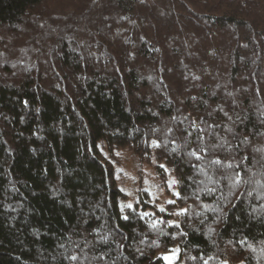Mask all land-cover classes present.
<instances>
[{
    "label": "trees",
    "instance_id": "1",
    "mask_svg": "<svg viewBox=\"0 0 264 264\" xmlns=\"http://www.w3.org/2000/svg\"><path fill=\"white\" fill-rule=\"evenodd\" d=\"M165 256L264 264V0H0V264Z\"/></svg>",
    "mask_w": 264,
    "mask_h": 264
},
{
    "label": "rangeland",
    "instance_id": "2",
    "mask_svg": "<svg viewBox=\"0 0 264 264\" xmlns=\"http://www.w3.org/2000/svg\"><path fill=\"white\" fill-rule=\"evenodd\" d=\"M118 156V161L121 163L118 165V171L121 177H123V188L127 194L126 202L130 203L132 201L139 182L145 183L151 190L158 189L154 195L158 204L162 200L171 198V195L176 192L173 176L168 169L165 170L163 177L159 174V171L158 173L156 172L152 164L153 160H150L152 163L142 162L140 168H137L133 157H131L128 151L118 150Z\"/></svg>",
    "mask_w": 264,
    "mask_h": 264
},
{
    "label": "snow or ice",
    "instance_id": "3",
    "mask_svg": "<svg viewBox=\"0 0 264 264\" xmlns=\"http://www.w3.org/2000/svg\"><path fill=\"white\" fill-rule=\"evenodd\" d=\"M225 115H227V113H225ZM193 127H198L197 125H195V123H193V125H192ZM169 131H171V129H169ZM229 131H231V129H229ZM198 139H202V137H198ZM246 139V138H245ZM221 140H222V142L223 143H227V141H225L223 138H221ZM153 144H157V141H153L152 142ZM213 147H216V146H213ZM201 151H203V149H201ZM189 156H196L198 159L200 158V155H199V153L197 152V151H191V152H188L187 153ZM211 163H213V164H217V165H219L221 162H220V160L219 159H215V160H213V161H211ZM163 167V166H162ZM235 178H236V180L237 181H240V173H235ZM244 182H250V181H244ZM173 183H175V182H173ZM212 191H215V189H212ZM251 193H249V195H250ZM127 207L128 208H132L133 207V205L132 204H128L127 205ZM184 210H181V212H183ZM221 211V215L219 216V217H217V219L219 220V219H223V216L225 215V213L223 212V210H220ZM144 215H148V213H144ZM168 223H174L173 221H169ZM166 260H169V264H171V260H170V258L168 257V256H165L164 257ZM70 259H72V260H76L77 259V257L76 256H72V257H70ZM205 264H207V262H205Z\"/></svg>",
    "mask_w": 264,
    "mask_h": 264
}]
</instances>
